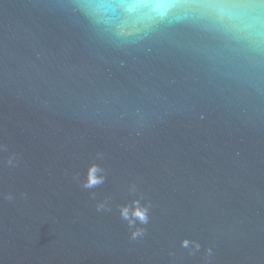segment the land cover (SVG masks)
<instances>
[{"label":"water","instance_id":"water-1","mask_svg":"<svg viewBox=\"0 0 264 264\" xmlns=\"http://www.w3.org/2000/svg\"><path fill=\"white\" fill-rule=\"evenodd\" d=\"M0 264H264V40L0 0Z\"/></svg>","mask_w":264,"mask_h":264},{"label":"clouds","instance_id":"clouds-1","mask_svg":"<svg viewBox=\"0 0 264 264\" xmlns=\"http://www.w3.org/2000/svg\"><path fill=\"white\" fill-rule=\"evenodd\" d=\"M82 10L97 23L115 25L122 36L147 31L162 21H183L190 18L204 19L239 39L264 40V0H81ZM102 169L93 165L89 179L83 185L93 188L104 182L99 175ZM130 213L128 207L121 209L123 219L133 226L135 220L148 223V207L139 201ZM98 207V210L103 208ZM143 235L142 229L132 233V239ZM189 242L185 240L183 246ZM199 248V245H196Z\"/></svg>","mask_w":264,"mask_h":264}]
</instances>
